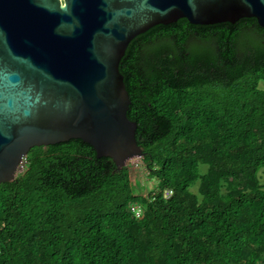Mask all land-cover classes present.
Returning <instances> with one entry per match:
<instances>
[{"label":"trees","instance_id":"16d2710c","mask_svg":"<svg viewBox=\"0 0 264 264\" xmlns=\"http://www.w3.org/2000/svg\"><path fill=\"white\" fill-rule=\"evenodd\" d=\"M124 56L154 200L135 195L128 166L79 139L33 148L0 184V264H264V28L179 19Z\"/></svg>","mask_w":264,"mask_h":264},{"label":"water","instance_id":"95a60500","mask_svg":"<svg viewBox=\"0 0 264 264\" xmlns=\"http://www.w3.org/2000/svg\"><path fill=\"white\" fill-rule=\"evenodd\" d=\"M242 18L264 28V0H0V184L32 147L71 139L118 170L142 159L118 68L128 43L179 19Z\"/></svg>","mask_w":264,"mask_h":264},{"label":"rangeland","instance_id":"374dc122","mask_svg":"<svg viewBox=\"0 0 264 264\" xmlns=\"http://www.w3.org/2000/svg\"><path fill=\"white\" fill-rule=\"evenodd\" d=\"M259 87L264 90V82L259 83ZM142 159L136 157L130 161H127L126 165L131 170V179L135 186V195L147 197L150 192H153L158 187V181L150 177L142 165ZM207 166L200 165L199 169L201 173H205ZM260 182L264 185V169L259 172ZM198 182L191 186L193 192H197Z\"/></svg>","mask_w":264,"mask_h":264},{"label":"built area","instance_id":"2783aa9c","mask_svg":"<svg viewBox=\"0 0 264 264\" xmlns=\"http://www.w3.org/2000/svg\"><path fill=\"white\" fill-rule=\"evenodd\" d=\"M21 161H22V164H25L26 157H23ZM19 169H20V173H21L24 169V166H19ZM160 194L164 200H168L169 198H171L173 191L170 188H166ZM155 195H156V190L153 192H150L147 196H151L149 198V200L152 201V200H154ZM130 211L136 219H142V217H143V206H141V204L136 203V202L131 204Z\"/></svg>","mask_w":264,"mask_h":264},{"label":"flooded vegetation","instance_id":"af4514ba","mask_svg":"<svg viewBox=\"0 0 264 264\" xmlns=\"http://www.w3.org/2000/svg\"><path fill=\"white\" fill-rule=\"evenodd\" d=\"M178 21V20H177ZM157 26V25H156ZM154 27V26H153ZM148 31V30H147ZM145 33V32H144ZM138 36V35H137ZM135 38V37H134ZM133 38V39H134ZM132 39V40H133ZM131 40V41H132ZM130 41V42H131ZM130 42L128 43V45H127V47H126V49H125V52H126V50H127V48L130 46ZM125 52H124V55H125ZM122 56V58L120 59V61H119V66H118V68H119V71H123V69L125 68V71H126V73L127 74H129V75H131L132 74V71H133V63H132V59L131 58H129V59H126L125 58V56ZM4 63L2 62L1 63V65H3ZM32 88H35V87H32ZM49 146V145H48ZM36 147H42V148H46V147H44V146H34V147H32L30 150H29V152L33 149V148H36ZM28 152V153H29ZM28 155V154H27ZM22 160V159H21ZM19 161V163H18V165L17 166H25V164H26V161H25V164H22V161Z\"/></svg>","mask_w":264,"mask_h":264}]
</instances>
